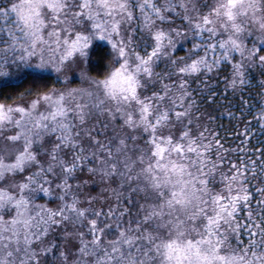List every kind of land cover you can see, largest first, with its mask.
I'll return each mask as SVG.
<instances>
[{
	"label": "snow or ice",
	"instance_id": "snow-or-ice-1",
	"mask_svg": "<svg viewBox=\"0 0 264 264\" xmlns=\"http://www.w3.org/2000/svg\"><path fill=\"white\" fill-rule=\"evenodd\" d=\"M0 264H264V0H0Z\"/></svg>",
	"mask_w": 264,
	"mask_h": 264
},
{
	"label": "trees",
	"instance_id": "trees-1",
	"mask_svg": "<svg viewBox=\"0 0 264 264\" xmlns=\"http://www.w3.org/2000/svg\"><path fill=\"white\" fill-rule=\"evenodd\" d=\"M25 86H27V85H25Z\"/></svg>",
	"mask_w": 264,
	"mask_h": 264
}]
</instances>
